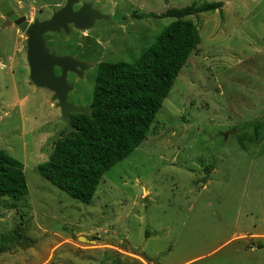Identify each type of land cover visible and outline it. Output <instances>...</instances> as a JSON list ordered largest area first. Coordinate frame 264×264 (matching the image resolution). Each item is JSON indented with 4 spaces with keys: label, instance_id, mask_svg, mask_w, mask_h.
Instances as JSON below:
<instances>
[{
    "label": "rangeland",
    "instance_id": "374dc122",
    "mask_svg": "<svg viewBox=\"0 0 264 264\" xmlns=\"http://www.w3.org/2000/svg\"><path fill=\"white\" fill-rule=\"evenodd\" d=\"M90 1L110 19L48 39L57 55L93 61L67 79L77 107H90L99 63L133 62L176 20L143 15L223 6L182 18L200 44L146 139L102 176L88 205L37 172L65 125L52 94L28 81L24 34L0 15V149L23 164L28 187L14 210L0 198V236L20 227L30 239L1 252L0 264H232L238 242L224 243L241 234L264 248V0ZM12 2L30 23L64 0Z\"/></svg>",
    "mask_w": 264,
    "mask_h": 264
},
{
    "label": "trees",
    "instance_id": "16d2710c",
    "mask_svg": "<svg viewBox=\"0 0 264 264\" xmlns=\"http://www.w3.org/2000/svg\"><path fill=\"white\" fill-rule=\"evenodd\" d=\"M222 6V2L192 4L160 15H143L176 20L133 62L98 64L93 110L87 116L70 115L77 131L66 138L61 134L48 160L37 166L39 176L70 198L90 204L102 176L146 139L175 80L200 44L194 23L182 18L215 12ZM27 195L23 164L0 149V198L9 200L14 210ZM28 242L19 227L0 236V253Z\"/></svg>",
    "mask_w": 264,
    "mask_h": 264
},
{
    "label": "water",
    "instance_id": "95a60500",
    "mask_svg": "<svg viewBox=\"0 0 264 264\" xmlns=\"http://www.w3.org/2000/svg\"><path fill=\"white\" fill-rule=\"evenodd\" d=\"M75 3L76 0H67L65 7L55 12L51 19L44 22L35 20L26 30L25 56L29 70L28 81L35 89L46 90L52 94L51 103H55V107L60 111L58 121L65 125L62 138L77 131L71 125L70 115L87 116L93 110L92 107L71 105L67 100L68 94L73 90L67 81L68 72H76V68H80L81 71L77 72V75L82 77V72L88 65L78 62L73 56H57L55 52H50L44 36L48 33H59L61 29L68 33V23H73L79 30H90L97 21L109 19L106 15L92 11L87 4H84L77 13H72V6ZM14 19L12 17V20ZM21 20L23 18L15 23L18 25ZM25 27L26 23L19 29L23 30ZM55 68L60 69L59 75L55 74ZM78 240L85 239L80 237Z\"/></svg>",
    "mask_w": 264,
    "mask_h": 264
},
{
    "label": "flooded vegetation",
    "instance_id": "af4514ba",
    "mask_svg": "<svg viewBox=\"0 0 264 264\" xmlns=\"http://www.w3.org/2000/svg\"><path fill=\"white\" fill-rule=\"evenodd\" d=\"M66 1L67 0H64V3L62 5L55 6L54 8L50 9L49 14L46 17L40 18V19L38 17H34L33 21L29 23V21L26 19V17L23 15V13L14 5L12 0H1L0 1V15L3 17L2 24H4V26L6 25V27H9V28L10 27H14L17 30H19L20 32H22L24 34V36H25V45H26V38H27L26 37V30H27V27L30 26L31 24H33L35 20H37L38 22H44V21H47V20L51 19L55 12H57L58 10L62 9L63 7H65ZM84 4L89 5L90 9L92 11H97L99 14L104 15L103 13H101L98 10V8L95 7L93 2L90 1V0H76V3L73 4V6H72V13H77L83 7ZM7 15H9V17ZM106 16H108V15H106ZM12 17H14L15 19L12 20ZM22 18H23V20H21L20 24L17 25L15 22L17 20L22 19ZM109 19H110V17H109ZM108 20L97 21L94 24V27L92 29H90V30L95 29V27L98 25V23L103 22V21L105 22V21H108ZM25 23H26V27L23 30H20L19 27L21 25L25 24ZM79 23L81 24V22H79ZM67 30H68V33H65L64 30L61 29L59 33H53V34L52 33H48V34H46L44 36V38L46 40V46L48 47V39H49L50 36H62V35H64V36L69 37L71 34H73V32L88 31V30H79V29H77L73 23H68L67 24ZM48 48L50 49V47H48ZM50 52H55V51H51L50 50ZM56 55H57V53H56ZM64 55L73 56L78 62L87 64L88 65L87 68H85L82 73L88 72V71H90L93 68V61L84 59L83 55L79 54V56H78V55H72L71 53H64V54H58L57 56H64ZM80 71H81L80 68H76V72H68L67 79H68L69 75H74L75 77H79L77 75V72H80ZM60 72H61L60 69L55 68V74L56 75H59Z\"/></svg>",
    "mask_w": 264,
    "mask_h": 264
},
{
    "label": "crops",
    "instance_id": "0c3cea01",
    "mask_svg": "<svg viewBox=\"0 0 264 264\" xmlns=\"http://www.w3.org/2000/svg\"><path fill=\"white\" fill-rule=\"evenodd\" d=\"M256 239H259V236L254 234H241L227 240L224 244H227L228 246L238 242L237 249L235 248L236 257L228 260V262L232 264H264V260H260L255 257L256 253L259 250H264V248L259 249L253 243L247 246L243 244L246 240L253 242Z\"/></svg>",
    "mask_w": 264,
    "mask_h": 264
}]
</instances>
